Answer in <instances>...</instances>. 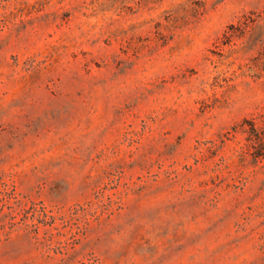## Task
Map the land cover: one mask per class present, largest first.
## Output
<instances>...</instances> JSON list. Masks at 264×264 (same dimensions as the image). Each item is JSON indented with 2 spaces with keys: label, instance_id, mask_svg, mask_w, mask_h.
Listing matches in <instances>:
<instances>
[{
  "label": "rangeland",
  "instance_id": "obj_1",
  "mask_svg": "<svg viewBox=\"0 0 264 264\" xmlns=\"http://www.w3.org/2000/svg\"><path fill=\"white\" fill-rule=\"evenodd\" d=\"M264 0H0V264H264Z\"/></svg>",
  "mask_w": 264,
  "mask_h": 264
},
{
  "label": "trees",
  "instance_id": "obj_2",
  "mask_svg": "<svg viewBox=\"0 0 264 264\" xmlns=\"http://www.w3.org/2000/svg\"><path fill=\"white\" fill-rule=\"evenodd\" d=\"M248 147L252 150L255 159H264V130L252 129L249 135Z\"/></svg>",
  "mask_w": 264,
  "mask_h": 264
}]
</instances>
